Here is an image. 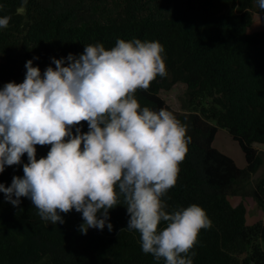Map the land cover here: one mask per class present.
<instances>
[{
  "label": "trees",
  "instance_id": "obj_1",
  "mask_svg": "<svg viewBox=\"0 0 264 264\" xmlns=\"http://www.w3.org/2000/svg\"><path fill=\"white\" fill-rule=\"evenodd\" d=\"M0 88L25 78L33 60L41 72L52 58L79 56L85 45L118 39L159 41L167 75L148 90H138L141 107L172 111L192 137L179 179L162 199L166 211L195 203L206 210L212 227L200 232L193 264H264V221L248 223L245 203L230 196L254 197L264 210V178L247 191L264 164L256 143L264 144V16L256 0H0ZM38 59H35L37 58ZM67 66V62L66 65ZM187 86L181 113L160 95L175 85ZM215 122L216 125L213 123ZM241 146L247 166L214 146L220 129ZM82 131L87 132V122ZM37 159L50 145H37ZM6 166L0 183L23 177V164ZM0 197L6 200L5 194ZM12 205V204H11ZM123 198L109 211L113 230L92 228L87 234L67 223H82V213H61L64 223L43 220L27 197L19 207L0 206V264H164L145 254L140 235L126 229L130 219ZM165 226L164 222L161 227ZM122 230V231H121Z\"/></svg>",
  "mask_w": 264,
  "mask_h": 264
},
{
  "label": "clouds",
  "instance_id": "obj_2",
  "mask_svg": "<svg viewBox=\"0 0 264 264\" xmlns=\"http://www.w3.org/2000/svg\"><path fill=\"white\" fill-rule=\"evenodd\" d=\"M256 3L264 11V0ZM10 19L0 17V28ZM164 52L159 41L118 39L111 49L88 44L79 56L53 57L55 67L43 72L28 60L22 83L0 88V173L28 157L23 177L0 183L6 200L19 207L29 198L54 225L75 209L87 234L113 230L109 211L122 197L130 217L122 230L139 233L143 253L193 264L200 232L213 222L200 205L168 212L162 199L178 182L192 137L172 111L141 107L136 96L167 75ZM37 145L51 146L46 157L37 159Z\"/></svg>",
  "mask_w": 264,
  "mask_h": 264
},
{
  "label": "rangeland",
  "instance_id": "obj_3",
  "mask_svg": "<svg viewBox=\"0 0 264 264\" xmlns=\"http://www.w3.org/2000/svg\"><path fill=\"white\" fill-rule=\"evenodd\" d=\"M255 25H256V29H264V16L256 14ZM24 79L21 80V83L23 82ZM186 93H187V86L183 83H179L175 85L171 90H162L160 92V95L174 109H176L181 113H186V110L184 109L183 106L184 101L186 99ZM213 123L216 125L215 122ZM214 146L220 149L221 151H223L224 153L233 157L241 168H246L247 162H246L245 154L239 143L233 139V137L231 136L228 130L222 128L219 130L216 140L214 142ZM255 147H257L259 150L262 151L264 157V144L256 143ZM262 178H264V164L262 168L259 170V172L253 176L251 184L248 185L247 191H251L253 186H256L257 183ZM229 199L235 206L241 203H245L249 211L248 213L249 224H255L259 221H264V210L258 206V202L254 197L250 195H246V196L238 195V196H230ZM0 206L5 209L12 207L11 203L5 200L3 197H0ZM67 223L72 227V229L79 230V226L84 222L75 223V224H70L69 222ZM91 229L92 228H90L89 230Z\"/></svg>",
  "mask_w": 264,
  "mask_h": 264
}]
</instances>
